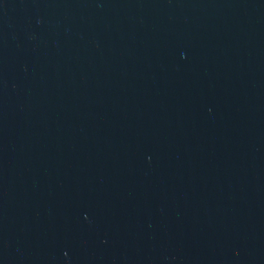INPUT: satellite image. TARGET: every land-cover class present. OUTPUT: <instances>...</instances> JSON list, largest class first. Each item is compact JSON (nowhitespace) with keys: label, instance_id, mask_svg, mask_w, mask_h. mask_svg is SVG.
Listing matches in <instances>:
<instances>
[{"label":"water","instance_id":"obj_1","mask_svg":"<svg viewBox=\"0 0 264 264\" xmlns=\"http://www.w3.org/2000/svg\"><path fill=\"white\" fill-rule=\"evenodd\" d=\"M0 264H264V0H0Z\"/></svg>","mask_w":264,"mask_h":264}]
</instances>
